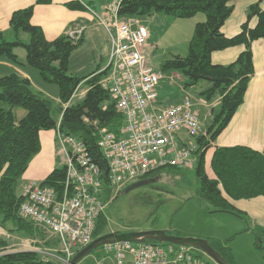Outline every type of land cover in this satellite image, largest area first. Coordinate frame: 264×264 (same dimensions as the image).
Returning a JSON list of instances; mask_svg holds the SVG:
<instances>
[{"label": "trees", "instance_id": "1", "mask_svg": "<svg viewBox=\"0 0 264 264\" xmlns=\"http://www.w3.org/2000/svg\"><path fill=\"white\" fill-rule=\"evenodd\" d=\"M52 1L34 0L35 4H50ZM230 1L232 0H120L118 15L124 19L148 18L154 14L181 19L192 18L199 13L205 16L204 21L194 26L187 54L173 55L160 64V70L181 73L186 78L185 87L195 86L202 80L208 81L210 86L201 95L208 101L215 96L220 97L219 111L213 114L205 134L197 138L198 193L215 211L241 215L242 212L229 199L264 197V149L257 151L241 145L217 147L210 162L216 178H209L204 167L205 151L242 104L248 82L254 74L252 42L264 40V11L259 3L249 7L246 21L236 35L227 37L222 33L221 28L232 13ZM82 2L89 5L86 0H71L64 6L70 10H85ZM35 4L12 12L9 29L14 40L7 41L0 31V59L19 64L14 49L23 47L25 63L39 72L43 82L57 86L58 97L63 104L71 100L80 84L86 87L84 96L78 102L61 107L58 129L77 137L86 145L92 162L99 168L103 200L106 202L111 198L114 188L109 183L107 160L98 147L99 133L101 129H106L119 135L124 125L123 116L116 110L109 92L99 83L106 74L105 71L98 68L85 76L68 72L70 56L82 45L83 38L74 41L63 33L51 41L47 40L42 28L31 23ZM253 17L257 18V23L250 27L249 21ZM20 33L29 36L27 43L21 40ZM235 46L244 47L235 61L228 65L212 63L213 52ZM18 110L24 111V114L18 116ZM57 124L52 101L34 92L28 78L15 71L0 77V224L4 226L5 223H10V231L34 236L40 230L20 216L19 208L25 198L17 192V186L31 159L40 151V131L57 129ZM149 176H161V172L140 180H147ZM65 179L66 166L62 165L55 167L40 182V186L53 189L56 196L61 198L65 192ZM106 226V217L101 213L96 219L92 238L106 234ZM259 229L264 236V228ZM5 246L6 243L0 240V264H58L42 259L36 251L4 253ZM258 247L263 249L260 244ZM219 254L232 264L230 258L220 252ZM198 256L203 258L202 254Z\"/></svg>", "mask_w": 264, "mask_h": 264}, {"label": "built area", "instance_id": "2", "mask_svg": "<svg viewBox=\"0 0 264 264\" xmlns=\"http://www.w3.org/2000/svg\"><path fill=\"white\" fill-rule=\"evenodd\" d=\"M118 5L107 8L103 19L90 11L110 39L108 63L101 70L106 74L99 83L124 119L119 135L101 129L98 140L114 191L155 172L192 168L199 151L197 138L203 134L202 121L189 97L158 104L157 87L163 75L149 61V29L137 18H121ZM82 30L77 26L68 36L76 41ZM58 128L59 122L56 131L65 156V192L58 198L53 189L30 182L23 187L25 200L19 214L50 233L62 254L58 259L69 264L92 241L96 219L106 204L99 168L86 145ZM101 249L111 253L113 264H209L192 248L168 243L117 242Z\"/></svg>", "mask_w": 264, "mask_h": 264}, {"label": "rangeland", "instance_id": "3", "mask_svg": "<svg viewBox=\"0 0 264 264\" xmlns=\"http://www.w3.org/2000/svg\"><path fill=\"white\" fill-rule=\"evenodd\" d=\"M118 1L110 4L109 7L113 9L118 4ZM86 2L96 8L102 3H107L106 0H86ZM82 3L85 5V2ZM85 7L92 10L89 5H85ZM99 15L101 16L102 14ZM104 17L105 15L102 16V19ZM134 18L141 20L140 22L142 23L145 21L144 23L155 40L148 42V45L153 46V48L149 47L148 53L149 61L156 70H160V64L170 59L173 55L185 56L187 54L188 42L191 37V27L188 26L190 23L188 19L190 18H175V22L170 25V29L164 34L162 32L165 29V19L169 18V16L154 14L150 20ZM162 34L163 36L160 38ZM21 35L24 37H21L22 41L27 43L29 36L27 34ZM5 39L13 41L14 37L13 35H7ZM89 48H91V45L87 42L81 49L87 51ZM15 49L20 59L24 61V48L16 47ZM82 50H79V52L82 53ZM83 58L84 56L82 55V60ZM71 63L72 68L76 66V68H79L80 66V63L77 65L75 60H72ZM72 68L68 72L73 75L74 71ZM31 69L37 78V81L33 82L32 89L52 101L53 110L59 122L61 118L60 109L63 107V103L60 100L57 101V86L53 83L43 82L39 72L34 68ZM160 71L163 77L169 76L167 79H161L158 90L163 98H167L165 96L171 97L168 104L181 101L185 97H189L192 102L198 103L202 98L201 90L206 88L207 81L202 80L195 86L185 87L186 78L181 73L177 71ZM80 72H83V70L76 74H82ZM181 87L186 90L183 91ZM85 90L86 87L80 84L73 95L74 102L72 103L78 102ZM194 106L200 117L204 119V130H206L212 122V120L207 118V109L205 105L202 106L195 103ZM214 111L213 114L219 111V105L215 107ZM23 114L24 111L18 110V116ZM196 168L197 163L192 168L166 169L164 175H161L160 178L153 182L134 187L126 192H124L125 187L122 190L114 191L111 198L105 202L106 207L103 215L106 217L107 226L104 232L164 231L176 237L210 242L216 250L225 257L230 258L232 264H264V236L260 232L258 221L246 212L237 215L230 212L215 211L214 207L207 200L201 198L198 193L199 180ZM155 177L157 176L148 178ZM140 181L143 180L136 182ZM40 230H43V233L46 234L44 241H53L50 233L45 231V229ZM16 241H9L7 244L12 245ZM258 244L262 245L263 249L259 248ZM15 247L10 246L3 252L9 253L10 249ZM40 250L38 253L42 259L47 258L49 261L64 264L58 259L62 254L56 242H52L51 245L44 246ZM194 250L196 253L202 254L203 258L209 263H214L211 258L201 251ZM105 251L107 250L100 247L96 248L82 258L78 264H113L112 258H110L111 253H106ZM47 253L52 254L47 255Z\"/></svg>", "mask_w": 264, "mask_h": 264}, {"label": "crops", "instance_id": "4", "mask_svg": "<svg viewBox=\"0 0 264 264\" xmlns=\"http://www.w3.org/2000/svg\"><path fill=\"white\" fill-rule=\"evenodd\" d=\"M68 1L71 0H53L50 4H35L34 0H0V31L4 33L5 37L7 35H13L9 29V19L12 12L35 4L31 23L42 28L44 36L47 40L51 41L63 33L68 35V32H70L71 29L77 28V26L83 28L80 34V37L83 38V43L71 54L69 59V71L72 68V60H75L77 65L80 63L79 68H76L77 66L72 68L74 73H71H73V75L85 76L98 68L102 70L108 63L110 39L104 25L97 18L92 16L91 12L93 11L97 15L102 14L101 16L99 15L101 18L106 14V7L109 8L110 4L117 0H106L107 3H102L97 8L94 6L92 7L89 4V7L92 9V11L88 8L85 10H70L64 6V4ZM254 3H259L260 8L264 11V0H232L229 2V5L232 7V13L226 19L221 28V31L225 36L231 37L240 31L241 25L246 21L248 9ZM146 19L150 20L151 17ZM204 19L205 16L201 13L188 19L190 22L188 26L191 27V36L195 24L204 21ZM144 22L143 24L146 25ZM174 22L175 18H166L165 29L162 33H166L170 29V25H172ZM256 23L257 18L253 17L249 21V26L254 27ZM21 34L24 35L25 33H20V38H24ZM163 34L160 36V38H162ZM149 41H155L152 37V33H150L148 42ZM87 42H89L91 48H89L87 51H83L81 48H83ZM149 47L153 48V46L148 45V49ZM251 49L253 55L254 74L248 82L243 102L237 108L228 125L222 130V132L211 143V146L205 151V172L211 179L216 178L210 167V162L213 152L217 147H232L241 145L257 151H262L264 149V40L258 39L253 41ZM79 50H82V53H80ZM243 50V46H235L226 48L224 50L215 51L211 54V61L213 64L228 65L235 61V59ZM14 52L18 57L19 64H14L7 59H0V77L15 71L21 76L28 78L31 82V85H33V82L37 81V78L33 74L31 69L32 67L25 63V58L24 61L20 59L16 49H14ZM82 55L84 56L83 60ZM82 70L83 72H80L82 74H76ZM163 78L167 79L169 76L166 75ZM209 86L210 82L207 81L205 87L208 88ZM181 89L183 88L181 87ZM158 90L159 86L157 87V91ZM185 90L186 89H183V91ZM203 90H201V92ZM85 92L86 90L84 91V94ZM165 97L167 98H163L162 95L160 96L158 91V104L169 105L168 103L170 102L168 101H170L171 97ZM73 99L74 96L68 103L62 104V106L66 107L67 105L73 104ZM57 101H59V97ZM192 103L202 106L205 105V108L207 109V118L212 120L215 107L220 105V97L215 96L210 101H208L202 96L198 103ZM197 113L202 121L203 134H205L206 130H204V119L200 117L198 111ZM39 138L41 144L40 151L31 159L27 169L23 173L18 183L17 192L19 194H22L23 187L26 184L33 181L40 183L55 167L64 165L65 156L61 152L56 129L40 131ZM195 163H197V158ZM169 170L180 169L169 168ZM165 172L166 171L164 170L161 174L164 175ZM229 200L231 204L234 205V207H236L239 211L246 212L253 216L258 221L259 226L264 228V197L258 196L251 199ZM10 229H12V225L10 223H5L4 226L0 224V240L6 242L4 249H7L10 246H16L14 249H10V252H40L42 247L49 246L52 242L55 243L54 239L53 241L51 240L49 242L44 241L46 234L39 229L38 231L41 234L38 232L34 236H28L25 233L21 234L20 232H13L10 231ZM13 240H17L16 243L12 245L7 244L9 241Z\"/></svg>", "mask_w": 264, "mask_h": 264}, {"label": "water", "instance_id": "5", "mask_svg": "<svg viewBox=\"0 0 264 264\" xmlns=\"http://www.w3.org/2000/svg\"><path fill=\"white\" fill-rule=\"evenodd\" d=\"M160 178H149L140 182L133 183L125 188L126 192L137 186H142L149 182H153ZM168 243L173 245H180L196 249L207 255L215 264H229L207 241L193 238H182L167 234L164 231H128V232H110L100 237L92 239L90 243L82 247L69 261V264H78V262L86 255L90 254L94 249L104 245L113 244L117 242L130 243Z\"/></svg>", "mask_w": 264, "mask_h": 264}]
</instances>
